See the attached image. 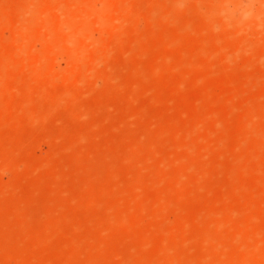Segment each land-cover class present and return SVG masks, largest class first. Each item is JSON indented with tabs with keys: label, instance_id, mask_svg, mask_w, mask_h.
<instances>
[{
	"label": "rangeland",
	"instance_id": "1",
	"mask_svg": "<svg viewBox=\"0 0 264 264\" xmlns=\"http://www.w3.org/2000/svg\"><path fill=\"white\" fill-rule=\"evenodd\" d=\"M0 0V264H264V3Z\"/></svg>",
	"mask_w": 264,
	"mask_h": 264
},
{
	"label": "clouds",
	"instance_id": "2",
	"mask_svg": "<svg viewBox=\"0 0 264 264\" xmlns=\"http://www.w3.org/2000/svg\"><path fill=\"white\" fill-rule=\"evenodd\" d=\"M264 3V0H223L226 6V12H222V16L231 15L233 19H237V26H243L253 20H261L256 5Z\"/></svg>",
	"mask_w": 264,
	"mask_h": 264
}]
</instances>
